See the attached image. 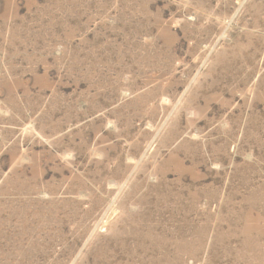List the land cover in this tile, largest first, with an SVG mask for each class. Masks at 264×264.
Returning a JSON list of instances; mask_svg holds the SVG:
<instances>
[{
    "label": "rangeland",
    "instance_id": "374dc122",
    "mask_svg": "<svg viewBox=\"0 0 264 264\" xmlns=\"http://www.w3.org/2000/svg\"><path fill=\"white\" fill-rule=\"evenodd\" d=\"M0 264H264V0H0Z\"/></svg>",
    "mask_w": 264,
    "mask_h": 264
}]
</instances>
